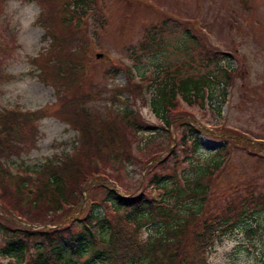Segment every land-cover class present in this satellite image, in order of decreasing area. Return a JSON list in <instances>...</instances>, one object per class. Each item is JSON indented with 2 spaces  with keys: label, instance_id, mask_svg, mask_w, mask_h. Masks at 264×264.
I'll list each match as a JSON object with an SVG mask.
<instances>
[{
  "label": "trees",
  "instance_id": "1",
  "mask_svg": "<svg viewBox=\"0 0 264 264\" xmlns=\"http://www.w3.org/2000/svg\"><path fill=\"white\" fill-rule=\"evenodd\" d=\"M8 1L0 0V6ZM31 1L42 9L38 24L44 32L43 40L52 42V50L41 56L44 62L36 58L35 63L40 73L47 67L51 78H57L61 102L57 113L76 132L77 138L69 152L46 160L37 170L13 173L7 162L18 157L23 149L27 152L35 147V138L27 132L34 129L33 121L38 116L0 109V203L16 219L28 224L11 227L0 223V260H5V264H209L207 255L215 242L243 224L248 215L264 213V191H259L254 183H238L241 194H236L227 207L218 206L215 197L220 187L213 188L212 180L214 171L223 165L219 158L195 167L190 177L182 176V182L174 179L177 170L171 171L172 179L163 173L174 163V146L186 154L189 151L193 158L200 145L193 130L186 128V124L182 126L185 121L175 120L180 116L173 114L178 101L202 109L208 104L219 114L235 70L221 63L216 55V60H211L203 54L206 47L194 34L179 40L187 56L174 69L160 64L135 81L131 70L124 67L126 84L121 89L114 88L111 99L120 101L123 94L144 93L156 118L165 127L173 125L177 129L174 131L177 136L171 140L167 134L160 136L132 111L118 112L112 117L87 109L86 103L95 102L101 94L98 90L90 89L86 96L68 97L73 85L81 90L86 55L81 39H72L71 43L60 30L74 29L72 33L76 34L93 5L92 0ZM149 40L155 45L150 36ZM76 41L82 42L79 49L72 47ZM149 42L143 51L149 49ZM191 49L193 63L198 51L202 72L187 70L191 58L187 51ZM50 54L52 57L46 58ZM236 57L234 50L232 58ZM61 85L66 87V94L62 93ZM192 122L195 125V118ZM179 128L183 130L180 132ZM140 133L152 134L149 138L152 144L168 140L162 159L150 165V159L145 162L138 159L141 167L149 168L144 181L140 178L130 188L122 183L121 172L135 158L133 145ZM247 142L245 147L252 143ZM178 162L182 164L181 160ZM218 178L216 175L214 179ZM204 179L207 182L202 184ZM221 179L224 181L223 176ZM237 182L240 176L231 183ZM89 185H93L92 189H88ZM115 185L124 193L115 190ZM83 196L85 200L81 203ZM145 226H152L157 235L143 238L141 230ZM252 232L248 230V234Z\"/></svg>",
  "mask_w": 264,
  "mask_h": 264
},
{
  "label": "rangeland",
  "instance_id": "2",
  "mask_svg": "<svg viewBox=\"0 0 264 264\" xmlns=\"http://www.w3.org/2000/svg\"><path fill=\"white\" fill-rule=\"evenodd\" d=\"M92 2L76 34L72 33L74 29L60 30L71 43L74 41L72 39H81L86 55L81 90L73 85L68 97L86 96L90 89L98 90L101 94H98L95 102L86 103L87 109L112 117L118 112L132 111L155 128L160 136L167 134L174 140L177 129L173 125L165 127L156 118L144 93L134 96L132 93L123 94L119 97L120 101H114L111 92L126 84L124 67L130 68L135 81L143 73L146 75L154 71L160 64L174 69L187 56L179 40L194 34L207 49L203 54L211 60H216V57L221 61L223 59L221 63L239 70L240 75L233 76L219 114L208 104L202 109L199 106L187 107L178 101L173 114L180 116L175 120H184L182 126L186 124V128L193 130L200 145L193 158L189 151L186 154L180 147L174 146V163L164 169L163 175L171 178V171L177 170L190 177L195 167L211 164L213 159L219 158L223 160V165L214 171L212 180L213 188L220 187L215 197L218 206L227 207L236 194H241L238 183H254L259 191H264V0ZM41 11V7L31 0H10L0 6V109H15L31 114V117L38 116L33 121L34 129L27 132L35 138V147L27 152L23 149L18 157H12L7 162L13 173L35 171L46 160L69 152L77 136L58 116L61 102L55 83L57 78H51L46 72L51 70L47 67L45 73H40L35 63L36 58L43 63L45 58L41 56L47 50H52L51 40H43V29L38 24ZM149 36L154 39L155 45H152ZM82 42L76 41L72 47L79 49ZM148 42L151 43L149 49L143 51ZM234 50H237V57L232 59ZM187 53L191 57L187 70L192 73L194 68V71L202 72L198 51L194 63L191 60L192 49ZM48 57H52V54L46 55ZM60 89L66 94V87L61 85ZM221 99L218 101L221 102ZM194 118L195 125L192 122ZM161 126L168 130L167 133ZM182 130L179 128L180 132ZM223 130L231 133H224ZM232 133H239L244 142L239 143ZM151 135L140 133L134 142L135 158L121 172L122 183L126 187L133 188L140 178L144 181L148 165L165 156L163 149L168 139L164 144L160 141L152 144L149 140ZM248 140L257 141L260 146L251 144L245 147ZM250 149L252 152H248ZM188 156H191L189 161ZM138 159L143 162L150 160L148 165L141 167ZM216 175L218 179H214ZM239 176L240 182L232 184ZM174 179L178 182L177 175ZM206 182V179L201 181L202 184ZM90 185L88 189H92L93 185ZM114 189L124 193L117 185ZM0 223L11 227L15 224L28 227L25 221L16 219L1 203ZM30 228L42 229L41 226ZM250 229L253 232L248 234ZM141 234L143 238L157 235L152 226H145ZM207 260L209 264H264V213L253 214L243 224H238L235 230L227 232L220 241L215 242ZM5 263V260H0V264Z\"/></svg>",
  "mask_w": 264,
  "mask_h": 264
}]
</instances>
